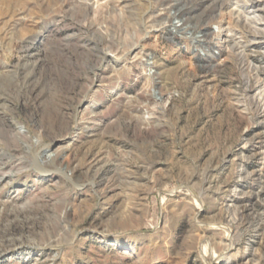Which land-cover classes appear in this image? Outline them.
<instances>
[{
  "label": "rangeland",
  "instance_id": "rangeland-1",
  "mask_svg": "<svg viewBox=\"0 0 264 264\" xmlns=\"http://www.w3.org/2000/svg\"><path fill=\"white\" fill-rule=\"evenodd\" d=\"M0 264H264V0H0Z\"/></svg>",
  "mask_w": 264,
  "mask_h": 264
},
{
  "label": "bare ground",
  "instance_id": "bare-ground-1",
  "mask_svg": "<svg viewBox=\"0 0 264 264\" xmlns=\"http://www.w3.org/2000/svg\"><path fill=\"white\" fill-rule=\"evenodd\" d=\"M8 14V13H7ZM12 14H14V12L12 13ZM11 14V15H12ZM8 16V15H7ZM15 17V16H14ZM10 19H11V17H9ZM175 20H176V25H175V28H177L178 27V25H180V23L182 22L181 20H179L178 18H175ZM9 22V21H8ZM6 24V23H5ZM4 25V24H3ZM4 28H6V27H4ZM2 45V44H1ZM2 47V46H1ZM8 51V50H7ZM11 52V50L9 49V53ZM29 57V56H28ZM32 58V57H31ZM38 60V59H37ZM35 61V60H34ZM29 62V61H28ZM26 64V63H25ZM24 64V65H25ZM22 128L23 127H21L20 129H19V133H21V134H23V131H22Z\"/></svg>",
  "mask_w": 264,
  "mask_h": 264
}]
</instances>
